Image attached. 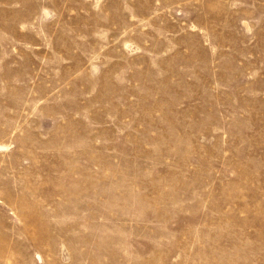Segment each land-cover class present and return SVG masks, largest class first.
I'll use <instances>...</instances> for the list:
<instances>
[{"label":"rangeland","instance_id":"374dc122","mask_svg":"<svg viewBox=\"0 0 264 264\" xmlns=\"http://www.w3.org/2000/svg\"><path fill=\"white\" fill-rule=\"evenodd\" d=\"M0 264H264V0H0Z\"/></svg>","mask_w":264,"mask_h":264}]
</instances>
